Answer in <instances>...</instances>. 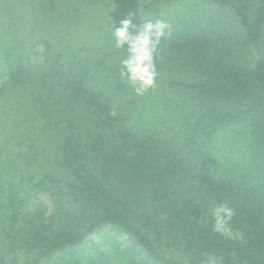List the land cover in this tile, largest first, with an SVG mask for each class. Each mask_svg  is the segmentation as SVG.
<instances>
[{
  "label": "trees",
  "instance_id": "obj_1",
  "mask_svg": "<svg viewBox=\"0 0 264 264\" xmlns=\"http://www.w3.org/2000/svg\"><path fill=\"white\" fill-rule=\"evenodd\" d=\"M92 1L0 0V264H264V0H113L171 25L143 96Z\"/></svg>",
  "mask_w": 264,
  "mask_h": 264
},
{
  "label": "clouds",
  "instance_id": "obj_2",
  "mask_svg": "<svg viewBox=\"0 0 264 264\" xmlns=\"http://www.w3.org/2000/svg\"><path fill=\"white\" fill-rule=\"evenodd\" d=\"M134 14L129 12L115 27L116 46H126L127 56L121 62L120 76L126 78L137 95L143 96L149 90H155L159 73L156 68V54L161 39L170 35L171 25L164 20H149L137 26L133 23ZM112 20V19H111ZM213 219L212 232L226 240L242 243L245 234L234 229L235 210L227 203L214 205L211 209ZM200 264H223V257L205 254Z\"/></svg>",
  "mask_w": 264,
  "mask_h": 264
},
{
  "label": "rangeland",
  "instance_id": "obj_3",
  "mask_svg": "<svg viewBox=\"0 0 264 264\" xmlns=\"http://www.w3.org/2000/svg\"><path fill=\"white\" fill-rule=\"evenodd\" d=\"M126 4H128V2H126L125 4L124 3H121V4L120 3H116L115 4L113 2V0H110V4L106 0H93L92 3L91 2L87 3L86 5H87L88 9L85 11V13H84V15H83V17L81 19L83 22L86 23L84 28L89 26V28L93 29L94 26L97 25V23L100 24L101 26L105 25V24L109 25V24L113 23L114 21H120V20L124 19L127 16V14L129 13V11H126L128 9V8H126ZM65 13H66V10H64V14ZM79 18L80 17H78V19ZM74 29H76V27ZM80 29L81 28H79V30ZM84 30L83 31H78V34L85 35V34H83ZM53 36H56V35H53ZM0 41H2V42L7 41V36L0 35ZM7 115H9V114H7ZM7 115H2L1 116V118L3 120V124H5L4 119L9 117ZM47 140H48V143H49L50 139H47ZM48 143H46V145ZM40 199L44 203L48 202L47 196L45 194L41 195ZM197 202H199V201H197ZM199 204L207 206L202 201L199 202Z\"/></svg>",
  "mask_w": 264,
  "mask_h": 264
}]
</instances>
